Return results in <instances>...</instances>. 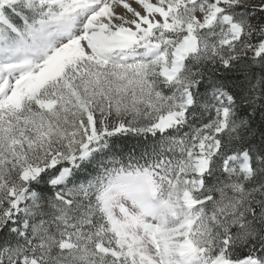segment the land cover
I'll use <instances>...</instances> for the list:
<instances>
[{
    "label": "snow or ice",
    "instance_id": "6c2138e0",
    "mask_svg": "<svg viewBox=\"0 0 264 264\" xmlns=\"http://www.w3.org/2000/svg\"><path fill=\"white\" fill-rule=\"evenodd\" d=\"M0 264H264V0H0Z\"/></svg>",
    "mask_w": 264,
    "mask_h": 264
}]
</instances>
